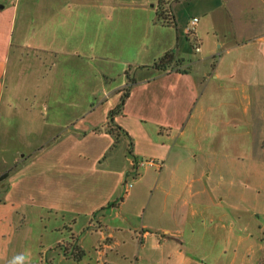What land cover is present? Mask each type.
I'll list each match as a JSON object with an SVG mask.
<instances>
[{
  "label": "rangeland",
  "instance_id": "rangeland-1",
  "mask_svg": "<svg viewBox=\"0 0 264 264\" xmlns=\"http://www.w3.org/2000/svg\"><path fill=\"white\" fill-rule=\"evenodd\" d=\"M191 10L184 7V15L189 16ZM22 13H17L16 34L24 20ZM28 18H32L30 14ZM118 44L112 42L111 49L117 50ZM204 67L209 70L208 65ZM116 69L111 65L107 72ZM140 71L143 69L137 71L139 77L143 75ZM114 77L112 84L121 78ZM225 79L224 85L216 79L199 82L192 100L186 101L182 133L174 128L161 133L151 119L156 116L154 108L146 105L138 108L146 115L144 120L128 114L124 120L130 130L120 126L125 131L120 137L112 132L115 145L111 144L105 156L115 150L116 161L112 173L104 178L94 166L93 155L103 139L91 135L90 155L83 157L90 174L84 178V188L78 185L73 193L51 187V181L63 178L59 168L56 176L52 171L40 175L33 160L41 147H52L62 136L64 132H56L63 124L50 118L46 128L52 131H45V139H41L37 127L33 124L36 129L28 128L30 122L25 120L31 115L38 117V112L31 113L32 100L23 97L32 96V85L11 86L10 104L3 106L9 109L11 124L4 122L3 126L0 118V175H22V183L12 179L13 195L20 199L14 203L7 197L9 178L0 177V264H264V114L254 115L247 97L257 93L255 105L261 104L260 111H264V91H251ZM94 86L96 83L89 84ZM88 103L48 107L45 118L55 111L61 119L74 117L78 110L90 107L94 109L91 115L100 117L103 106L94 100L85 106ZM37 109L43 110L41 106ZM147 138L152 139L147 142ZM75 140H61L59 147H80L69 144ZM154 140L176 153L162 169L160 159L151 151ZM24 161L28 165L17 172ZM120 168L121 178L117 179ZM198 171L204 174L194 181ZM35 176L54 188L56 194L49 193V203L31 202L34 196L27 191L17 193L23 186L34 187L31 180ZM99 181L102 186L116 183L109 206L98 189L92 193L87 188ZM127 189L128 197H124ZM123 199L120 207L111 206L115 201L120 205ZM71 241L74 243L68 246ZM103 243L110 246L101 249ZM75 247L83 250L80 259L73 257Z\"/></svg>",
  "mask_w": 264,
  "mask_h": 264
},
{
  "label": "crops",
  "instance_id": "crops-1",
  "mask_svg": "<svg viewBox=\"0 0 264 264\" xmlns=\"http://www.w3.org/2000/svg\"><path fill=\"white\" fill-rule=\"evenodd\" d=\"M160 1L163 8H169L172 24L164 25L156 21L155 12ZM184 7H192L189 16L184 15ZM18 11L23 12L24 20L22 24H17L16 34ZM29 14L32 18H28ZM193 17L198 20L188 31ZM112 42H119L117 50L115 47L111 49ZM168 51L181 60L179 67L165 72L153 68L154 61ZM111 65L117 66L115 72H107ZM204 65H208L209 70ZM150 68L152 70L147 76ZM176 68L185 71H177ZM140 69H143V72H138L143 74L141 77L137 75ZM115 74L121 78L118 83L112 84ZM225 78L251 91H264V0H64L63 3L59 0H0V118L3 126L10 120L9 109H3V106L10 104L11 86L15 89L23 84L32 85V96L23 97L32 100V105H29L31 113L38 112L39 120L36 115L30 114L31 117L25 119L30 122L28 128L36 129L34 124L43 139L45 131H52L51 127L46 128L48 123L51 124L50 118L63 124L56 132H64L62 136L56 138L52 147H41L33 158L40 175L52 171L56 176L60 169V177L65 179L50 182L51 187H59L60 191L73 193L78 185L84 188L83 182L87 183L84 178L90 173L83 157L90 155L91 135L100 141L103 139L102 146L93 154L94 166L102 173V178L114 168L115 150L105 156L113 144V135L108 131V113L119 104L125 86H130L129 94L121 109L114 113L113 124L130 130L124 118L130 114L144 120L146 115L139 109L146 105L154 108L156 116L151 119L161 133L171 128L182 133L187 113L186 101L188 98L192 100L199 82L202 84V80L216 79L221 83ZM92 82L96 86L90 88ZM21 88L25 90L27 87ZM256 96L257 93L247 97L253 105V114L258 112L260 116L264 111H260L261 104L255 105ZM88 100L85 106H90L91 100L103 106L100 117L91 115L94 109L90 107L87 111L78 110L74 117L61 119L55 111L54 115L50 113V117L45 118L48 107H81ZM39 106L43 110L37 109ZM122 133L120 130L118 137ZM69 138H76L70 145L80 147H59L63 140ZM154 141L151 142V151L156 153L154 157L160 159L159 168L162 169L176 153L164 142ZM28 163L24 161L17 172ZM121 168L117 179L121 178ZM202 174L197 173L193 180L199 179ZM13 176L8 174L3 180L9 178L7 197L16 203L20 199L13 195L12 181L22 183L19 179L22 175ZM37 176L31 180L36 184L34 187L23 186L17 193L27 191L34 196H31V202L49 203V193L56 194L54 188H49ZM102 185L103 182L99 181L88 184L87 188L92 193L98 189L103 195L102 200H107L105 203L109 206L110 194L114 192L116 183ZM18 186L20 184L16 188ZM125 193L124 197H128V189ZM191 194L192 203L193 192ZM84 200L87 202V199ZM115 202L111 206L120 207L124 199L120 205L119 201ZM97 226L102 225L98 223ZM73 243L71 241L67 245ZM100 245L101 249L110 246L109 243Z\"/></svg>",
  "mask_w": 264,
  "mask_h": 264
},
{
  "label": "trees",
  "instance_id": "trees-1",
  "mask_svg": "<svg viewBox=\"0 0 264 264\" xmlns=\"http://www.w3.org/2000/svg\"><path fill=\"white\" fill-rule=\"evenodd\" d=\"M155 19L156 21L160 22L161 24L164 25H169L173 23V18L171 15V12L169 10L168 7L163 8L162 6V1H160L159 5L157 6L156 12H155ZM180 59L176 58L173 52H165L161 57L157 58L154 63L152 64V67L155 68L158 71H170L173 67L178 66L180 64ZM177 71H185L184 69H180V68H176ZM133 79H130V81ZM129 87L130 86H125L122 90V96L120 99L119 104L117 105V107H115L114 109L110 110L108 113V131H110L111 133L113 132H117L115 134L120 133V130L123 132L124 130L118 126L113 124L112 122V118L114 113H116L117 111H119L121 109V107L124 104V100L125 98L128 96L129 94ZM125 132V131H124ZM118 139V137H117ZM8 173L4 172L2 175H0L1 178H5L7 177ZM83 255V250L80 247H75V250L73 252V257L75 259H80Z\"/></svg>",
  "mask_w": 264,
  "mask_h": 264
},
{
  "label": "built area",
  "instance_id": "built-area-1",
  "mask_svg": "<svg viewBox=\"0 0 264 264\" xmlns=\"http://www.w3.org/2000/svg\"><path fill=\"white\" fill-rule=\"evenodd\" d=\"M198 18L197 17H193L190 21V27L188 28V31L193 29V26L195 25V23L197 22ZM196 50H198V48L196 47ZM150 164H152V162H150Z\"/></svg>",
  "mask_w": 264,
  "mask_h": 264
}]
</instances>
